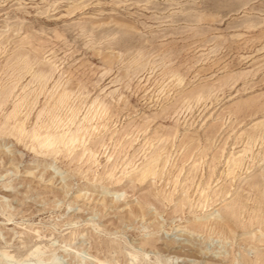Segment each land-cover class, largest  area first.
<instances>
[{"label": "rangeland", "instance_id": "obj_1", "mask_svg": "<svg viewBox=\"0 0 264 264\" xmlns=\"http://www.w3.org/2000/svg\"><path fill=\"white\" fill-rule=\"evenodd\" d=\"M8 90L0 264H264V0H0Z\"/></svg>", "mask_w": 264, "mask_h": 264}, {"label": "bare ground", "instance_id": "obj_2", "mask_svg": "<svg viewBox=\"0 0 264 264\" xmlns=\"http://www.w3.org/2000/svg\"><path fill=\"white\" fill-rule=\"evenodd\" d=\"M28 40V39H27ZM26 40V41H27ZM25 43V42H24ZM28 44H30V42L28 43ZM29 48H31V46L29 47ZM34 50V49H33ZM29 52V51H28ZM38 52V51H37ZM34 53H35V50H34ZM18 54H20V52L18 53ZM20 55H22V53L20 54ZM24 57H27V56H24ZM17 60V59H16ZM25 60V59H24ZM22 61V60H21ZM29 62V58L27 59V62L26 63H28ZM40 66H42V65H40ZM47 67H49V66H47ZM50 68L51 67H49L48 69L50 70ZM52 69V68H51ZM22 70V69H21ZM41 72V74H44L45 73V71H43V70H41L40 71ZM40 76V75H39ZM41 80V79H40ZM14 90V89H13ZM12 90V91H13ZM1 92V91H0ZM10 92V90H8V91H3V93H2V95L0 96V98L2 99V97H3V100H0V102H4V96H5V94H7V93H9ZM11 94V93H10ZM9 95V94H8ZM52 97V96H51ZM68 97V94H67V92H66V90H64L63 89V91L58 95V97L55 99V104H56V106L58 105V107H59V105L60 104H63L64 102H65V100H66V98ZM23 98V97H22ZM55 98V97H54ZM30 99V98H29ZM52 99V98H51ZM28 100V99H27ZM27 100H26V103H27ZM35 100V99H34ZM76 100V99H75ZM23 101V100H22ZM21 101V102H22ZM50 101V100H49ZM52 101H53V99H52ZM51 101V102H52ZM68 102V101H67ZM96 103H97V101H95ZM25 103V102H24ZM48 103V102H47ZM95 103V104H96ZM4 104V103H3ZM17 104H22V103H19V101H18V103ZM91 104H92V102H91ZM100 104V103H99ZM2 104H0V106H1ZM93 105V104H92ZM30 106V105H29ZM49 106V105H48ZM55 106V107H56ZM20 107H22V106H20ZM23 107H24V104H23ZM32 107V106H31ZM50 107V106H49ZM53 107V106H52ZM89 108H88V110H86L87 112H85L84 114H85V116L83 117V119H86L85 121H88V123H89V125L91 124V121H93V118H95L96 116H94L93 117V115H91V118H92V120H91V118H89L88 116H87V114H91L90 112H92L90 109V104H89V106H88ZM100 107V106H99ZM16 108V107H15ZM48 108V107H47ZM60 108V107H59ZM75 108H77V106L75 107ZM74 108V109H75ZM73 109V108H72ZM95 109V108H94ZM99 109V108H98ZM101 109V108H100ZM100 109H99V112H100ZM54 110H55V108H54ZM60 110V109H59ZM93 110V109H92ZM96 110H97V108H96ZM103 110V109H102ZM102 110H101V113H102ZM47 111H48V109H47ZM78 111H79V109H78ZM104 111V110H103ZM54 112H56V111H54ZM89 112V113H88ZM30 113V112H29ZM73 113L74 114H76V110H75V112H74V110H73ZM79 113V112H78ZM95 113V112H94ZM97 113H98V110H97V112L95 113L96 115H97ZM28 114V113H27ZM48 114V113H47ZM50 114V113H49ZM57 114V113H56ZM51 115V114H50ZM53 115L55 116V114H53L52 113V119H53ZM66 115H68V116H70L69 115V113L68 114H66ZM99 115L101 116V114L99 113ZM15 116H17V109L16 110H14V112L12 113V117H15ZM29 116V115H28ZM72 116V115H71ZM98 116V115H97ZM99 116V117H100ZM6 117V116H5ZM73 117H74V115H73ZM98 117V118H99ZM8 118V117H7ZM27 118V117H26ZM57 118H58V116H57ZM57 118H55L54 117V119H56L57 120ZM62 118V117H61ZM64 118H65V115H64ZM63 118V119H64ZM67 118V117H66ZM71 118V117H70ZM82 118V117H81ZM9 119H10V117H9ZM18 119H19V117H18ZM16 119L14 122H16L15 124H13V125H7L5 128H4V134H7V135H9L10 134V136L11 135H13V137L15 136L17 139H19V136H22L23 137V135L26 133V126H25V123H24V120H21V119ZM51 119V120H52ZM53 119V120H54ZM59 120H60V118H58ZM14 120V119H13ZM64 120H67V119H64ZM69 120V119H68ZM71 120V119H70ZM5 121V120H4ZM7 121V120H6ZM5 121V122H6ZM9 121V120H8ZM46 121V120H45ZM58 121V120H57ZM61 121V120H60ZM60 121H58V122H60ZM81 121H84V120H82L81 119ZM90 121V122H89ZM11 122V121H10ZM42 122V121H41ZM51 121L49 120V123H50ZM53 122H55V120L53 121ZM57 122V123H58ZM63 122V121H62ZM98 122V121H97ZM46 123V122H45ZM71 123H72V121H71ZM80 123V122H79ZM94 123V122H93ZM3 124V123H2ZM51 124V123H50ZM50 124H44V125H42V126H39L38 124H36V125H38V129H33L34 131H32V133L31 134H29L30 136H32V140H33V148H36L37 149V146L38 147H40L44 152L45 151H47V150H49L50 148H53V145H55V143L56 142H59L60 144L62 143L63 145H66V144H71L72 145V147H73V143L75 142H77V143H80L81 141L80 140H82L81 138L83 137V139L85 138V132H87L88 130H89V128L90 127H92V125H90V127L89 126H85V125H83L84 123H82L81 122V124L82 125H80V126H77V128H76V130L75 131H72L70 128L71 127H69V129H70V131H66V132H64V133H57L56 132V129H54L55 131H52L53 130V128L55 127V125H54V127H53V125H52V129L51 130H49L50 128H49V125ZM63 124H65V121L63 122ZM62 124V125H63ZM69 124V123H68ZM86 125H87V122L85 123ZM261 123H259V125H260ZM263 124V123H262ZM260 125V126H263V125ZM4 125V124H3ZM70 125V124H69ZM79 125V124H78ZM96 125H97V123H96ZM259 125H258V127L257 126H255L256 128H260L259 127ZM57 126H60V124H57ZM94 126V125H93ZM0 127H1V125H0ZM39 127H40V129H39ZM61 127V126H60ZM65 127H66V124H65ZM64 127V128H65ZM97 127V126H96ZM254 127V128H255ZM36 128V127H35ZM42 128V129H41ZM59 128V127H58ZM63 128V127H62ZM63 128V129H64ZM61 129V128H60ZM62 129V130H63ZM93 128H91V130H92ZM94 129H95V127H94ZM257 129V130H258ZM1 130V129H0ZM96 130V129H95ZM59 131V130H58ZM88 132H90V131H88ZM93 132H94V130H93ZM254 132H255V130H254ZM262 132H263V129H262ZM91 133V132H90ZM246 133V132H245ZM260 133V132H259ZM88 135H89V133H87ZM86 134V135H87ZM264 135V134H263ZM4 136V135H3ZM253 136V135H252ZM251 136V137H252ZM255 136V135H254ZM264 137V136H263ZM254 138V137H253ZM31 139V138H30ZM86 139V138H85ZM88 139V138H87ZM249 139H251V138H249ZM262 139V138H261ZM18 141H20V140H18ZM80 141V142H79ZM249 141V140H248ZM247 141V142H248ZM255 141H257V139H255ZM254 141V142H255ZM31 142V141H30ZM246 142V143H247ZM251 142V141H250ZM260 142H261V140H260ZM256 143V142H255ZM70 145V146H71ZM250 145V144H249ZM60 146V145H59ZM62 146V145H61ZM252 146V145H251ZM57 147H58V145H57ZM63 147V146H62ZM61 147V148H62ZM248 147V146H247ZM250 147V146H249ZM60 148V147H59ZM59 148H56L57 150L59 149ZM40 149V150H41ZM248 149H250V148H248ZM35 150V149H34ZM39 150V151H40ZM70 150V149H69ZM68 150V151H69ZM53 151V150H52ZM240 153V152H239ZM242 153V152H241ZM160 154V153H159ZM158 154V156H160ZM234 154V153H233ZM232 154V155H233ZM243 154V153H242ZM244 155H245V153H244ZM247 155V154H246ZM245 155V156H246ZM231 156V155H230ZM236 156H239V155H237L236 154ZM240 156H241V154H240ZM158 158V157H157ZM243 158H244V156L242 157H237V158H233V161H232V165H233V169L234 168H236L237 166H239V168H240V165H241V162L243 161ZM231 159V158H230ZM150 160H152V159H150ZM229 161V160H228ZM157 162V161H156ZM155 162V163H156ZM231 162V161H230ZM244 162V161H243ZM148 163V162H147ZM155 163H153V162H151L150 164H148V165H146V164H144V165H146V166H142L140 169V172L137 174V176H135L137 179H139L138 181H142V180H144L148 175H150V176H153V174H156L157 173V170H156V167H157V164H158V162H157V164H155ZM226 164H228V163H226ZM243 164V163H242ZM227 167H228V165H227ZM160 169V168H159ZM159 169H158V171H159ZM231 169V168H230ZM241 169V168H240ZM229 171V170H228ZM234 171V170H233ZM233 171H229V172H231V173H234L235 171H236V169H235V171L233 172ZM42 173H44V172H42ZM112 173V172H111ZM236 173V172H235ZM152 174V175H151ZM230 174V173H229ZM257 178V177H256ZM261 179H262V177H261ZM260 179V180H261ZM118 180V179H117ZM261 182V181H260ZM259 182V183H260ZM263 182V181H262ZM256 184V186H257V184H258V182L256 181L255 182ZM255 186V187H256ZM252 189V188H251ZM256 189V188H255ZM258 192H259V189H258ZM263 193V192H262ZM261 196H263V195H261ZM262 199V198H261ZM233 212V211H232ZM10 220V219H9ZM252 223V222H251ZM34 251V250H33ZM41 254H43V253H40L39 254V250L38 249H36V251H34V252H32V256H34L33 258H35L34 259V261H30V262H23L22 264H57L58 262H59V260L58 259H56V256H51V257H48L47 259H43L42 258V256H44V255H41ZM2 255H5V253L4 252H1L0 251V260H1V258H4V257H2ZM6 256V255H5ZM7 257V256H6ZM47 257V256H46ZM45 258V257H44Z\"/></svg>", "mask_w": 264, "mask_h": 264}]
</instances>
